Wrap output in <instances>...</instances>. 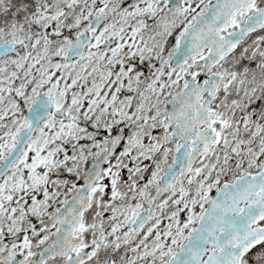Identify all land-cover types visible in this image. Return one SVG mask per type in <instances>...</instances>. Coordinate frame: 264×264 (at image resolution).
<instances>
[{"label": "snow or ice", "instance_id": "obj_1", "mask_svg": "<svg viewBox=\"0 0 264 264\" xmlns=\"http://www.w3.org/2000/svg\"><path fill=\"white\" fill-rule=\"evenodd\" d=\"M0 264H264V0H0Z\"/></svg>", "mask_w": 264, "mask_h": 264}]
</instances>
